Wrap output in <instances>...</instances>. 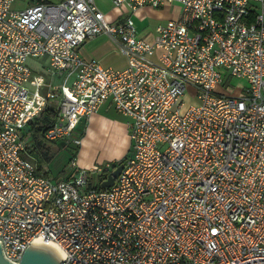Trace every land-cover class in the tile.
I'll return each mask as SVG.
<instances>
[{"label":"built area","instance_id":"built-area-1","mask_svg":"<svg viewBox=\"0 0 264 264\" xmlns=\"http://www.w3.org/2000/svg\"><path fill=\"white\" fill-rule=\"evenodd\" d=\"M14 1L0 0L2 257L19 264L38 238L64 253L58 264H264V0H109L131 14L178 6L152 38L130 15L108 22L94 0ZM98 35L126 68L81 56ZM39 58L46 69L30 66ZM186 93L199 103L181 113ZM107 102L131 155L89 170L72 156L52 178L30 126L49 109L42 138L79 147L77 126Z\"/></svg>","mask_w":264,"mask_h":264},{"label":"crops","instance_id":"crops-1","mask_svg":"<svg viewBox=\"0 0 264 264\" xmlns=\"http://www.w3.org/2000/svg\"><path fill=\"white\" fill-rule=\"evenodd\" d=\"M39 1L55 3L59 0H15L13 3V9L23 10ZM94 1L100 10L102 8L101 11L104 13L106 20L110 23L119 22L120 19L125 15H130L132 17L133 13L134 15L139 13H144V15L150 17L151 19L147 17L149 22L146 19L144 23L145 25H147V28H145L144 26H140L139 21H137L136 18L134 20L135 28L138 35L142 37L147 36L148 38H152L155 35V29L158 25H162L172 19H176L178 14V6L176 5H172V6L167 5L160 8H152L146 6V7L138 8L132 14L131 13L123 14V12L121 11L122 8L116 9L111 7L112 5L109 0H94ZM97 1L101 3V6ZM107 4H109L111 7L109 11ZM124 11L126 12L125 9ZM79 51L83 58L95 59L99 63V65L103 68L122 70L127 67V60L119 52L117 43L106 35H98L91 39L86 40L80 47ZM235 84L246 85V81L237 80ZM228 93L236 95L238 94V91L232 90ZM112 111L115 112L116 115L119 116V118L108 116L110 115V113H112ZM113 128L118 129L120 131L121 136H123L127 142L130 140L128 136L129 130L126 125V119L121 114H119L114 109V107L110 105L109 102H107L100 109L98 113L91 115L89 118L85 120V127L83 129L82 139H85L86 137L88 138L89 134H94L106 129L111 131ZM30 132L31 135L28 136L25 135V138H28L30 144L33 146V131H31V126H30ZM130 146H131V142H130ZM33 149L34 148H32V151ZM44 163L46 164V162ZM85 165L86 164H84V167L83 166L82 167L85 168Z\"/></svg>","mask_w":264,"mask_h":264},{"label":"rangeland","instance_id":"rangeland-1","mask_svg":"<svg viewBox=\"0 0 264 264\" xmlns=\"http://www.w3.org/2000/svg\"><path fill=\"white\" fill-rule=\"evenodd\" d=\"M97 2L101 6V3L99 1ZM107 6L109 8L108 9L109 11L112 6L110 7L109 4H107ZM124 9H125L124 7L121 9L123 14L129 13L126 9L125 12ZM135 15L134 13L132 14L133 21L136 18L137 21H139L140 26H144L145 28H147V25H145L144 23L148 16L144 15V13H139ZM29 62H30V66L34 70H41V66L44 69L48 67V61L45 58L32 59ZM231 80L234 84L237 82L236 79L231 78ZM61 83H62V78L56 75L54 79L53 89L55 91H58L59 89L58 86L61 85ZM221 88L227 92L232 91L230 85L227 84V80L223 83ZM238 93L244 94V92L242 91H238ZM182 100L186 105L181 110V113H184V110L187 108V106L189 107V105H197L199 103L196 99L190 97L187 93L185 98H183ZM108 116L119 118V116H117L116 113L113 111ZM84 127H85V120L84 121L82 120L81 123L77 126V130L79 129L82 130L78 134V136L79 138H81V140H83L81 146H79L78 150H76L75 152L76 164L78 165V168H83L84 164H86L84 168L86 170H89V168L90 169L98 168V167L104 168L107 165H113V163H118L121 160L131 155L130 140L127 142L125 138L121 136L120 131L118 129L113 128L111 131L107 129L102 130L94 134H89L88 138L86 137L85 139H82ZM44 143H45L44 148H47V156L49 159V162L47 163L50 169L49 174L52 178L60 179L64 176V172L67 173L70 172V169L68 168V164L71 158L72 147L70 143L69 144L68 143L64 144L62 142H56V144L54 143L51 144L48 142H44ZM44 148L42 150H44ZM97 183L98 181H95V184Z\"/></svg>","mask_w":264,"mask_h":264},{"label":"water","instance_id":"water-1","mask_svg":"<svg viewBox=\"0 0 264 264\" xmlns=\"http://www.w3.org/2000/svg\"><path fill=\"white\" fill-rule=\"evenodd\" d=\"M28 127L24 131H28ZM121 166L117 167L107 179L101 183V187L112 186L114 179L118 176ZM65 260L64 253L57 247L41 241L38 238L30 243L29 247L24 251L19 264H58L60 261ZM0 264H10L2 257L0 245Z\"/></svg>","mask_w":264,"mask_h":264},{"label":"trees","instance_id":"trees-1","mask_svg":"<svg viewBox=\"0 0 264 264\" xmlns=\"http://www.w3.org/2000/svg\"><path fill=\"white\" fill-rule=\"evenodd\" d=\"M52 121V112L47 109L44 113L41 114V116L37 119V121L32 124L31 131H33V153L36 154V158L38 161L46 162V164L49 162L48 156H47V148H44L45 143L47 142L42 138L41 133L49 127L50 123ZM79 133L82 131L81 129L78 130ZM51 143L52 142H48ZM56 144V143H54ZM71 158L72 156L75 157V152L78 150L77 146H71ZM44 148V150H42ZM37 151V152H36ZM39 151V152H38ZM41 157V159H40ZM70 158V159H71ZM115 163H113L114 165ZM101 179V178H100ZM100 186V185H99Z\"/></svg>","mask_w":264,"mask_h":264},{"label":"bare ground","instance_id":"bare-ground-1","mask_svg":"<svg viewBox=\"0 0 264 264\" xmlns=\"http://www.w3.org/2000/svg\"><path fill=\"white\" fill-rule=\"evenodd\" d=\"M53 246H55V245H53ZM56 247V246H55Z\"/></svg>","mask_w":264,"mask_h":264}]
</instances>
